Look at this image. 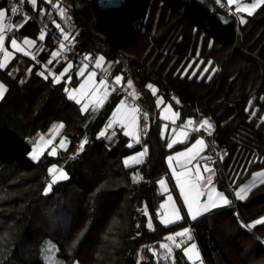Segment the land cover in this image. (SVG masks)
I'll use <instances>...</instances> for the list:
<instances>
[{
	"label": "trees",
	"instance_id": "16d2710c",
	"mask_svg": "<svg viewBox=\"0 0 264 264\" xmlns=\"http://www.w3.org/2000/svg\"><path fill=\"white\" fill-rule=\"evenodd\" d=\"M13 1L0 0V8L10 10ZM18 1L41 16L25 0ZM63 1L62 10L74 22L73 28L63 18V30L74 34L76 49L115 63L116 73L134 82V99L151 118L141 143L127 146L119 128L108 141L100 137L101 128L127 91L113 92L92 118L68 98L64 80L54 82L37 72L35 60L22 57L10 69H0L7 87L0 99V264H46L41 257L45 238L53 240L64 264L159 263L160 242L187 227L204 264H264V225L243 226L264 215V181L244 199L193 220L185 216L167 226L157 221V180L169 173L170 151L185 144L168 148L150 89L157 87L181 120L209 121L208 140L218 156L216 183L232 192L264 169V9L240 23L231 14L222 19L224 8L214 0ZM11 34L35 39L41 61L59 48L52 34L41 39L33 18ZM60 63L63 68L65 61ZM16 117L30 133L62 123L70 139L66 151L34 161L26 138L8 127ZM82 139L86 150L78 152ZM141 148L146 156L133 175L123 158ZM61 162L69 179L52 183L46 194L48 169Z\"/></svg>",
	"mask_w": 264,
	"mask_h": 264
},
{
	"label": "crops",
	"instance_id": "0c3cea01",
	"mask_svg": "<svg viewBox=\"0 0 264 264\" xmlns=\"http://www.w3.org/2000/svg\"><path fill=\"white\" fill-rule=\"evenodd\" d=\"M25 1L32 7L33 10L38 11L39 15H42L49 0H36L35 5L31 4L30 0H25ZM4 9H6L5 19H4V24L6 25V27L2 34L4 35L5 39L2 43H0V63H2L4 66L0 69L8 70L10 69L11 64L14 60L20 59L22 57H28L31 60H35L38 64H40V67L37 70L38 73L43 72L44 77L49 76L52 79H53V74H55L56 76H60L59 81L64 80L66 82L67 88L69 89L71 88L79 89V85L83 83L84 79L87 78V74L91 72L94 73L93 80L96 82L97 88L93 92V95L90 96L89 99L84 102L86 106L84 107L83 112L89 113L93 118L98 113L99 110H101L108 104V102L111 99H104L102 97V90L104 86L99 85V80L101 79L97 75L95 70L87 68L83 65H77L75 63H72L71 61L72 57L70 55L68 56L61 55L59 48L58 49L55 48L54 50H52L50 55L46 58V60L44 61L38 60L36 58V52L40 50L41 46L38 42H36L35 39L31 37H27L35 41L34 44L28 46L24 42L25 37L17 38L16 36L11 34L13 30L19 29L23 25V23L27 20V17L20 13L12 16L9 8L4 7ZM40 9H43V11H41ZM63 16H64V12L62 11V15L60 16V19L57 18L55 20V23L60 25L61 28H64ZM13 25H16L17 27H13ZM13 38L17 40L16 45H13L11 43ZM53 52H56L57 55L53 56L52 55ZM101 57H103L101 62L99 64L96 63L97 68L113 70L114 79L116 76L121 77L119 82H117L116 79L115 81L126 88L129 97L137 99L138 93L132 79L126 76L121 71H118L116 73L115 63L106 60V58L101 54L97 55V59ZM61 61H65L63 68H61L62 67L60 63ZM31 66H33V64ZM65 68L68 69L67 72L64 71ZM61 73H63L62 76L60 75ZM78 73H80V75H78ZM13 74H15V71H13ZM129 81H131L132 83L129 84ZM0 85H3V89H2L3 94L0 95V99H2V97L6 92L7 87L6 84L1 80H0ZM150 89L152 90L155 96V102L158 111L157 115L161 123V132H162V136L167 138V146L169 145V143H172V141H175V143H172V147L180 144H185L183 148H178L170 151L167 157L169 156L173 157V160L171 161L172 167L169 166V161L166 159L169 167V173L167 175L161 176L157 180V186L161 194V197L159 201V208L156 213V219L162 225H166L164 224V219H167L169 221L167 225L180 222L183 220L185 216H187L190 220H193V216L188 214L187 212V206L184 204L183 196L181 195L180 188L175 178L172 175V170L173 168H175V171L178 173H186V175L182 177L185 183L189 181L194 182L196 180V174H198L200 178V182L207 184V177L211 176L212 187H214L215 192L223 193L222 189L219 188L216 183V178L218 176V171H219L218 166L215 163H210L208 160L210 154L212 153L210 151L211 145L208 140L209 137L208 131L210 127L208 126V124L203 123V121H205L204 119L201 120L203 127L200 131L191 130L190 128H188V121L192 119L181 120L179 111H177L173 107V105L164 97V95L159 91V89L153 85L150 86ZM87 92L88 89H85V94H87ZM116 98L117 96H115V99ZM127 99H128L127 96L126 97L122 96L117 100V103L115 104L109 119L101 128V131H103L104 134L103 136L100 135V137H104L108 141H113L114 138L116 137V131L119 128L122 131V133L128 137L127 146L132 147L136 144L141 143V138L146 129L145 128L146 126L144 121L140 117L139 107L130 105ZM121 101H123L124 103L123 106L119 109L120 112H125L126 110L132 108H135L137 110L136 111L137 119L135 121V124L130 126L133 132L132 135L126 134L125 126L120 124L119 122L113 123L111 127H105L106 125L109 124L110 119H114V120L118 119V117H113V112L117 110V105H119ZM80 107H82V105H80ZM60 127H62V123L52 122L45 129L44 132L39 131L38 133L36 132L37 134L36 133L34 134L33 141L30 143V148H31L30 151L32 150V145L34 144L40 145V148L42 149L39 152V155L36 159L32 158L34 161L41 160L46 155L51 157H58L61 156L66 151L70 143V139L68 136H62L59 139L60 141L55 142L56 135L59 132ZM182 132L185 134L184 136L180 135V133ZM198 139L202 140L203 143L197 145V149H196L197 154L195 158H191V154H187V153L185 156H181V157H177L175 155V153L177 152H184L186 148H190L192 144L195 143L196 140ZM62 141L64 142L63 146L61 144ZM53 150H55L56 153L54 156L51 155ZM137 153H143V155L137 156ZM128 156H132L134 159L130 161L128 164L124 163L125 166L131 168V172L133 175H138L139 172H137L136 167L144 160L146 156L145 148H141L138 151L128 154L125 157ZM125 157L123 158V162ZM186 160L191 161L188 164L187 169L182 168L180 166V164L185 162ZM52 165H50V167ZM54 165L57 166L58 164H54ZM59 168H61V166H57V169ZM53 171H56V169H53ZM48 173H50L49 169H48ZM161 179L165 181V184L163 186H161L158 183V181ZM197 187H199V184L197 185ZM169 196L172 197L171 201H169L168 199ZM214 198H215V193H214ZM233 199H239V198L232 196V198H228L229 203L227 204H224L220 199H216L215 207L209 205L207 212H201L195 218L210 211L216 210L218 208H223L221 206H225V207L230 206L232 204ZM200 200L206 201L207 196L200 197ZM177 211L180 216L179 220H176L174 215V213H176ZM178 232L168 235L166 239L160 242V246L163 250L161 253V257L163 261L159 262L158 264H182L179 261L180 258L184 260L183 261L184 264H204L202 262L197 244L193 240H191L190 237L187 238L185 241H181V242L176 241L175 234H177ZM193 244L196 245L195 248L191 247ZM163 245H167V247H164ZM186 248L189 249V252L185 251Z\"/></svg>",
	"mask_w": 264,
	"mask_h": 264
},
{
	"label": "snow or ice",
	"instance_id": "6c2138e0",
	"mask_svg": "<svg viewBox=\"0 0 264 264\" xmlns=\"http://www.w3.org/2000/svg\"><path fill=\"white\" fill-rule=\"evenodd\" d=\"M31 4L35 5L36 4V0H30ZM50 2V0H49ZM234 0H229V3H233ZM237 7L239 11H243V12H247L249 14H252L255 12L256 9L258 8H262L264 9V0H252V2L250 4H244V5H239V3H237ZM41 11H43V9H40ZM5 11L6 9L4 8H0V43H2L5 39L4 35L2 34L6 25L4 24V19H5ZM13 12H16V8L13 7L12 8ZM241 22H243V18H241ZM53 23H55V21H53ZM13 27H17L16 25H13ZM57 27H59V25H57ZM65 36H67L68 34L65 32L64 33ZM40 37L41 39L44 37V32H40ZM24 42L26 45L31 46L32 44L35 43L34 40L29 39L27 37L24 38ZM11 43L13 45L17 44V40L16 39H12ZM61 47H63V45H61ZM23 50V49H21ZM30 54V53H29ZM53 56H56L57 53L53 52L52 53ZM103 59V57L97 59L96 63L99 64L101 62V60ZM4 65L2 63H0V68H2ZM70 67V65H69ZM67 68L64 69L65 72H67ZM187 71V69L185 70ZM41 76L44 75L43 72L39 73ZM61 76L63 75V73L60 74ZM78 75H80V73H78ZM93 76L94 73H88L87 74V78L83 80V83H81L79 85V89L77 88H64V91L66 92L68 98H70L73 101H76L78 104L82 105L81 107V111H83L85 105V101L89 99L90 96L93 95V92L96 90L97 88V84L96 82L93 80ZM71 79V78H69ZM116 81L119 82L121 77L120 76H116L115 77ZM60 80V76H56L55 74H53V81L54 82H59ZM132 82L129 81V84H131ZM99 85L100 86H106V81L101 79L99 80ZM2 89H3V85H0V95H2ZM85 89H88L87 94H85ZM123 101H121V103L119 105H117V110L113 112V117H118V119H110V122L108 125H106L105 127H111V125L113 123L119 122L120 124L125 126V132L128 135H132V128L130 127L131 125L135 124V121L137 119L136 117V109L132 108V109H128L125 112H120L119 109L123 106ZM189 124L192 123L191 120L188 121ZM204 124H208L209 127H211V124L208 123L207 120L203 121ZM103 131L100 132L99 135L103 136ZM181 136H184L185 134L182 132L180 133ZM63 141L61 142L62 146H63ZM85 143L86 140L82 139L80 140L78 146H77V151L78 152H82L85 149ZM172 143H175V141H172ZM172 143H169L168 147L171 148L172 147ZM203 141L198 139L196 140L195 143L192 144V146L190 148H186L184 152H177L175 153V155L177 157H181V156H185L186 153L187 154H191V158H195L196 157V149H197V145L202 144ZM42 149L40 148V145L38 144H34L32 145V150L29 151L27 153V155L33 159H36L39 155V152ZM55 150L52 151L51 155H55ZM143 155V153H137V156H141ZM134 158L132 156H128L125 157L124 159V163L128 164L130 161H132ZM167 160L169 161V166L172 167L171 165V161L173 160L172 156L167 157ZM190 160H186L185 162L181 163L180 166L182 168L187 169L188 164L190 163ZM53 169H56V171H53ZM49 172H52V182L49 183V185L47 187L44 188V192L47 194L48 192L51 191L52 189V183H55L57 181H65L69 179V173L67 171H65L64 169H57L56 165H52L49 168ZM172 175L175 178L179 188H180V192L181 195L183 196V200H184V204L187 206V212L188 214L193 216V219H195L196 216H198L201 212H207L208 211V206L211 205L213 207L216 206V199H220L222 200V202L224 204L229 203L228 198L220 192H215L214 187H212V177L209 176L207 177V184L201 183L200 182V178L198 176V174H196V180L193 181H189L187 183L184 182V180L182 179V177L184 175H186V173H178L175 171V168H173L172 170ZM158 183L163 186L165 184V181L163 179L159 180ZM199 184V187H197V185ZM214 193H215V198H214ZM236 195L240 198V199H244V195L242 194L241 191H237ZM203 196H207V200L206 201H201L200 197ZM169 201H171L172 197L169 196L168 197ZM175 215V219L179 220L180 216L178 214V211L176 213H174ZM169 221L167 219H164V224H168ZM256 225H264V215L260 216L258 219L252 220L250 223L248 224H244L243 226L245 228H252ZM91 227V225H89V228ZM183 232H188V229L185 228L182 230ZM179 234V233H178ZM260 239V238H258ZM261 243H264V239L260 240ZM164 247H167V245H163ZM192 248H195L196 245L193 244L191 246ZM186 252H189V249H185ZM191 258V257H190Z\"/></svg>",
	"mask_w": 264,
	"mask_h": 264
},
{
	"label": "built area",
	"instance_id": "2783aa9c",
	"mask_svg": "<svg viewBox=\"0 0 264 264\" xmlns=\"http://www.w3.org/2000/svg\"><path fill=\"white\" fill-rule=\"evenodd\" d=\"M13 7L16 8V12L12 11ZM62 11L63 10L60 4V0H50V2L48 1L44 13L40 17H35L25 8L24 3L20 1H13L10 8V13L12 16L20 13L27 18H33L36 20L40 32L52 34L57 41L61 55H71L72 63L83 65L87 68L95 70L100 79L106 81V86H104L102 90V97L104 99H108L109 96L115 91L126 93L125 88L115 81L110 70L97 68V55L95 53L91 52L90 50L80 51L76 49L77 41L74 34L66 32L65 30H63V28L60 27V25L59 27H57L58 24L53 23V21H55L57 17H60L62 15ZM65 32L68 34L67 36L64 35ZM61 45H63V47H61ZM126 96L128 98L127 101L130 103V105L139 107L140 117L144 121L145 126H147L151 118L150 112L140 106L134 98L129 97L128 94H126ZM191 121V124L188 123V128L194 131H200L202 129L203 124L201 121ZM72 156H75V154H72ZM208 160L210 163H216L218 162V157L216 156V154L211 153ZM178 233L175 234L176 241H185L187 238H189L190 228L188 227V232L180 231Z\"/></svg>",
	"mask_w": 264,
	"mask_h": 264
},
{
	"label": "rangeland",
	"instance_id": "374dc122",
	"mask_svg": "<svg viewBox=\"0 0 264 264\" xmlns=\"http://www.w3.org/2000/svg\"><path fill=\"white\" fill-rule=\"evenodd\" d=\"M123 1H125V0H98L100 5L117 4V3H121ZM251 2H252V0H234V2L230 4L229 0H214L213 3L216 4L219 8H224V10H222L223 13L220 14V17L222 19H227L228 17H230L229 15L231 14L234 16V18L237 21H239L240 23H244L251 14H249L247 12L239 11L238 7H237V3H239V5L242 6L244 4H250ZM213 3H210L209 6H212ZM60 4L62 7L65 6V3L63 0H61ZM64 9H65V7H64ZM64 9H63V12H64L65 20L68 21L69 23H71V25L74 28V24H73L74 22L71 19V16L66 11H64ZM224 11H226V12H224ZM241 18H243V22H241ZM110 71L112 73H114L113 70H110ZM87 115L89 116L90 114L88 113ZM263 116H264V114H263ZM55 123H57V122H55ZM8 127L10 129L16 131L17 133L23 135L29 144L33 141V137H34V134L36 132L37 133L39 131L44 132L45 129L47 128V127L42 128V129L40 128V129L36 130L34 133H30V132H28V130L26 128H24L22 126V120L20 117H16L12 121H9ZM208 133L211 135L212 132L209 130ZM67 134L68 133H67L66 129L64 127H60L59 132L56 135L55 142L60 141L59 139L62 136H68ZM210 149H211L210 151L212 153L216 154V156H217V153L214 150L213 146H210ZM57 166H61V168H59V169H64L65 171L68 172L66 162L58 163ZM262 181H264V169L254 171L244 181H242L237 186H235L233 188L232 192L228 193L224 189H222V192L225 194V196H227V198H232V196L239 198L236 195V192L239 190L242 192V194L245 197L249 193L251 188H253L257 184L261 183ZM51 182H52V173L50 172V173H48V180L46 181L45 187H47L49 185V183H51ZM221 207H225V206H221ZM149 221L152 222V217H150ZM187 229H188V227H187ZM136 235H137V233H136ZM151 253L154 254L155 257H157L156 256L157 253L153 249H151ZM41 257L45 261L46 264H64V258L61 257L60 255H58L56 245L53 242V240L50 238H45L41 242ZM74 264H79V263L75 262ZM151 264H158V262L156 261V262L151 263Z\"/></svg>",
	"mask_w": 264,
	"mask_h": 264
},
{
	"label": "water",
	"instance_id": "95a60500",
	"mask_svg": "<svg viewBox=\"0 0 264 264\" xmlns=\"http://www.w3.org/2000/svg\"><path fill=\"white\" fill-rule=\"evenodd\" d=\"M44 182H46V178H44Z\"/></svg>",
	"mask_w": 264,
	"mask_h": 264
}]
</instances>
